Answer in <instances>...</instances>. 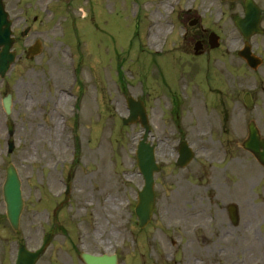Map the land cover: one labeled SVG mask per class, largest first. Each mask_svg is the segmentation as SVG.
<instances>
[{
	"label": "rangeland",
	"instance_id": "rangeland-1",
	"mask_svg": "<svg viewBox=\"0 0 264 264\" xmlns=\"http://www.w3.org/2000/svg\"><path fill=\"white\" fill-rule=\"evenodd\" d=\"M178 5L176 0H19L11 11L28 19L26 26L34 32L28 42L39 40L42 50L31 62H24L18 50L0 80V98L12 96L10 116L0 109V202L5 169L12 164L22 184V235L29 234L34 247L53 229L38 264H82V252L117 253L119 264H195L202 255L179 243V236L192 223L206 222L201 210L222 207L240 177L247 209L264 202L251 199L261 175L247 154L245 169L240 167L236 136L221 128V110L207 117L195 107L194 100L204 96L191 88L193 63L184 54L193 44L191 37L182 42L178 34ZM218 8L214 0H196L192 13L218 28ZM152 23L161 28L154 43L148 39ZM15 30L19 37L20 29ZM222 37L226 42V34ZM194 62L218 82L214 68L225 63L221 55ZM128 96L147 110L161 167L155 176V209L143 230L136 228L133 213L143 184L134 157L142 132L139 125L121 123ZM4 120L14 125L11 154ZM208 126L211 134H198ZM179 137L196 145L193 161L183 169L175 165ZM258 214L264 219V206ZM212 253L208 264L236 260Z\"/></svg>",
	"mask_w": 264,
	"mask_h": 264
},
{
	"label": "flooded vegetation",
	"instance_id": "flooded-vegetation-1",
	"mask_svg": "<svg viewBox=\"0 0 264 264\" xmlns=\"http://www.w3.org/2000/svg\"><path fill=\"white\" fill-rule=\"evenodd\" d=\"M182 7L178 19L184 28V37L198 45L192 52L194 69L193 90L205 97L211 95L216 100V107H222L221 128L228 134L236 136V143L242 149V144L248 136L250 125L257 131L255 149H264V0H235L221 2L214 0L222 9L216 12L223 19L222 34H226V42L222 47L226 53L220 55L225 59L220 67L218 82H213L202 69L197 59L205 58L207 62L213 58L214 50L209 44L211 30L204 26L198 13H192V5L196 0H178ZM26 23V20L22 24ZM17 26H21L18 21ZM186 26V27H185ZM188 26V27H187ZM21 40H16L15 46L23 50L31 44L26 43V33ZM220 36V34H219ZM221 37V36H220ZM210 64V63H207ZM215 95V96H214ZM211 129V126H208ZM224 134V133H223ZM243 153L244 150L242 149ZM244 159V154L240 157ZM262 180L259 182L257 196L264 198V166L258 164ZM244 167V164H242ZM235 186L236 192L225 194L228 203L236 205L237 222L231 223L227 207L223 211L216 210L210 216L209 223H196L195 228L183 230L187 244L191 250L201 257L194 258L195 264H208L207 259L213 257V251L221 258L233 256L232 264H264V222H259L256 208L247 209L242 199V187ZM232 199V200H231ZM264 206V205H263ZM0 210L1 207H0ZM5 210V208H4ZM216 230L218 232H216ZM20 230L14 233L6 219L5 211L0 212V264H15L17 248L26 245L32 250V237L22 235ZM241 243L248 244L247 250L240 248ZM34 248V247H33ZM246 252H245V251ZM208 253V254H205ZM212 253V254H209ZM247 254L243 256L242 254ZM241 255V256H239ZM240 257L242 259H240ZM247 260V262L245 261ZM246 262V263H245Z\"/></svg>",
	"mask_w": 264,
	"mask_h": 264
},
{
	"label": "water",
	"instance_id": "water-1",
	"mask_svg": "<svg viewBox=\"0 0 264 264\" xmlns=\"http://www.w3.org/2000/svg\"><path fill=\"white\" fill-rule=\"evenodd\" d=\"M9 22L6 19V13L2 6V0H0V76L4 77L8 71L10 65L14 61L15 55L10 52L13 44V40L10 39ZM39 53L38 45L33 46L28 51V56H34ZM129 107V118L124 121V124L140 122L144 128V135L139 141L136 151L137 167L142 175L144 185L140 192H138V204L135 207V214L138 219V228L146 226L151 218V213L154 208V192H153V174L159 171L158 166L155 163L154 158V147L150 146L147 142L149 133V127L147 118L142 105L139 102H135L132 99L127 101ZM6 112L9 113L10 109V98L8 97L5 101ZM253 140L252 136L249 143ZM11 148V145H10ZM255 153L256 151H252ZM192 158V153L189 151L187 146L183 144L180 149V157L178 158L177 164L179 166H185ZM3 194L5 202L7 204V213L10 223L13 227L17 226L19 214L22 208L20 183L17 175L12 167L7 170L6 181L3 187ZM48 238V241L49 242ZM40 251L37 254H29L23 252L22 264H34L39 256ZM84 260L87 264H117L115 256H89L84 255Z\"/></svg>",
	"mask_w": 264,
	"mask_h": 264
},
{
	"label": "bare ground",
	"instance_id": "bare-ground-1",
	"mask_svg": "<svg viewBox=\"0 0 264 264\" xmlns=\"http://www.w3.org/2000/svg\"><path fill=\"white\" fill-rule=\"evenodd\" d=\"M160 33H161V28L156 25L155 23H152L150 26H149V30H148V39L154 43L157 41V39L159 38L160 36Z\"/></svg>",
	"mask_w": 264,
	"mask_h": 264
}]
</instances>
